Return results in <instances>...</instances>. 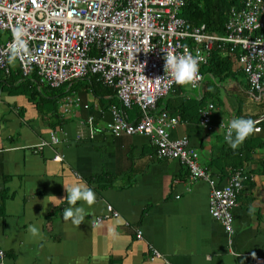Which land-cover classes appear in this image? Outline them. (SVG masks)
<instances>
[{
	"label": "crops",
	"instance_id": "crops-1",
	"mask_svg": "<svg viewBox=\"0 0 264 264\" xmlns=\"http://www.w3.org/2000/svg\"><path fill=\"white\" fill-rule=\"evenodd\" d=\"M7 36L0 34V42ZM8 66V74L0 72V249L6 255L4 264H254L250 254L264 257L263 150L255 149L244 165L249 179L233 209L235 232L230 240L209 213L207 181L191 180L179 161L159 158L146 136L110 133V109L120 106L113 88L92 84L89 77L70 83L67 96L79 98V104L65 113L60 98L56 117L50 103H44L48 95L36 76L24 80L15 59H8ZM235 72L220 88V102H207L216 107L212 130L199 122L181 121L176 113L172 118L178 122L168 131L170 139L189 138L199 164L218 186L226 178L218 165L209 166L216 163L226 143L220 125L240 113H256L261 103V97L246 91L247 81L237 64ZM209 79L210 75L204 78L199 89L187 84L177 87L154 113L166 109L173 114L179 108L178 99H202ZM126 114L133 122L141 117L136 107ZM90 124L96 131L92 137ZM50 134L60 139L58 144H49ZM257 135L253 132L236 149ZM42 141L49 145L35 152ZM75 184L91 187L96 195L92 205L85 204L86 215L79 225L63 217L67 201L57 200ZM109 206L119 217L95 225L97 217L109 215ZM31 224L39 228V235L29 232ZM152 249L161 254L160 259L151 260Z\"/></svg>",
	"mask_w": 264,
	"mask_h": 264
},
{
	"label": "built area",
	"instance_id": "built-area-1",
	"mask_svg": "<svg viewBox=\"0 0 264 264\" xmlns=\"http://www.w3.org/2000/svg\"><path fill=\"white\" fill-rule=\"evenodd\" d=\"M188 0H0V72L9 73L8 59L16 38L14 29L22 27L25 42L15 60L24 79L33 73L39 84L58 89L67 83L96 76L104 86L115 90L120 106L110 109L113 135L146 136L157 149L158 157L177 160L188 170L191 180L209 183V213L219 221L229 239L234 235L233 209L248 178L234 171L223 186H217L209 172L199 164V155L189 138L170 139L168 131L178 120L165 112L154 113L160 100L174 92L178 84H169L165 76L166 52L191 54L199 58V79L187 84L199 89L204 81L201 67L206 65L214 46L226 53L240 50L237 65L247 84L256 92L264 91V0H241L232 7L224 34L209 32L205 25L194 26L180 16ZM60 108L69 112L79 98L66 96ZM138 107L141 117L130 121L127 110ZM216 107L209 103L200 109V124L212 130L211 118ZM157 114V115H155ZM264 121L261 116L254 122ZM222 125V124H221ZM220 125V126H221ZM221 127L223 134L225 128ZM90 137L96 132L89 125ZM259 133L260 126L255 127ZM60 139L50 134L49 144ZM41 142L38 152L49 145ZM60 160V157H56ZM109 215L94 222L119 217L112 207ZM137 237L142 233L137 230ZM254 264L264 257L250 254ZM5 252L0 249V264ZM161 254L152 249L151 260Z\"/></svg>",
	"mask_w": 264,
	"mask_h": 264
},
{
	"label": "trees",
	"instance_id": "trees-1",
	"mask_svg": "<svg viewBox=\"0 0 264 264\" xmlns=\"http://www.w3.org/2000/svg\"><path fill=\"white\" fill-rule=\"evenodd\" d=\"M240 3L241 0H188L186 6L180 11V16L194 26L205 25L207 31L209 32L224 34V28L225 24L228 21L230 9L232 7H240ZM239 55L240 50H235L233 52H230L228 50L226 53H223L220 48L214 46L213 50L210 53L207 64L201 67V73L203 74L204 78L208 77L209 75L211 76V79L207 80L208 86L205 93L206 96L202 99H199L198 97H196L195 99H178L176 103H178L179 108L173 114H170L166 109L161 112H168L167 114L171 115V117H176L175 114L179 113L181 116V121L200 123V109L204 108L208 104L207 102H209V100L217 103L220 102V88L227 79L231 78L236 73L235 65L238 61ZM242 74L245 76L243 72ZM32 76L35 77L36 75L33 73ZM89 78L91 79L92 84L109 88L110 91L112 90V88L104 86L101 82H99L96 76H90ZM27 79L29 78H26L24 80ZM68 85H70V83L63 85L58 89H52L47 85H40L48 95L45 96L48 101L45 99L44 103H50L51 112H53L56 117L59 107L57 106L56 102L60 98L69 95L70 92L65 90L68 88ZM246 91L250 95L253 94V96L256 98L261 97V103H258L257 105L259 109L252 115H243L242 113H240L236 117L250 118L255 121L261 116H264V91L260 94L256 93L250 88L248 84L246 85ZM168 96L165 99H167ZM159 103L157 105H159ZM136 108L138 110V113H140V109L138 107ZM58 122H61V119H59ZM257 126H260L261 131L256 137L246 141L245 146H243L242 149H232L226 142L224 144V148L215 159L216 163H213L214 161L211 162L209 168H212V166L214 165H218L221 176L226 178V181L229 178L230 174L234 171L242 172L243 175H247V178L249 179V174L244 170L246 161L250 159L255 149L264 151V121L258 124L255 123V127ZM214 158L215 156L213 157V159Z\"/></svg>",
	"mask_w": 264,
	"mask_h": 264
},
{
	"label": "clouds",
	"instance_id": "clouds-1",
	"mask_svg": "<svg viewBox=\"0 0 264 264\" xmlns=\"http://www.w3.org/2000/svg\"><path fill=\"white\" fill-rule=\"evenodd\" d=\"M24 34L22 27L14 29L13 35L16 38L12 45V56L9 57L10 61H13L19 52V49L24 47L25 42L20 39ZM165 60V76L158 79H164L169 77V84L186 85L198 80L199 77V58L191 54H175L172 52H166ZM224 127L222 124L220 126ZM254 131H258L255 128V122L250 118L234 117L232 118L226 128L224 139L233 149H236L249 135ZM67 195L63 199L66 200L69 206L63 209V217L66 220H71L73 224L79 225L83 222L86 215V205H92L95 202L96 195L91 187L75 184L66 188ZM83 202V203H77ZM29 232L33 236L39 235V228L31 224L29 225Z\"/></svg>",
	"mask_w": 264,
	"mask_h": 264
},
{
	"label": "rangeland",
	"instance_id": "rangeland-1",
	"mask_svg": "<svg viewBox=\"0 0 264 264\" xmlns=\"http://www.w3.org/2000/svg\"><path fill=\"white\" fill-rule=\"evenodd\" d=\"M256 103H258V102H256Z\"/></svg>",
	"mask_w": 264,
	"mask_h": 264
}]
</instances>
